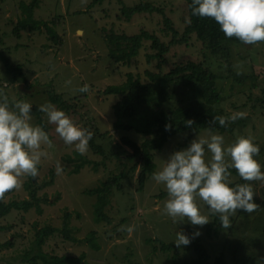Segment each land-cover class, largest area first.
Returning <instances> with one entry per match:
<instances>
[{"label":"rangeland","instance_id":"1","mask_svg":"<svg viewBox=\"0 0 264 264\" xmlns=\"http://www.w3.org/2000/svg\"><path fill=\"white\" fill-rule=\"evenodd\" d=\"M32 1L5 0L0 4V53L9 57L13 66H22L15 76L6 71L4 62L0 60V91L7 95L10 103L26 100L39 109L45 103L59 109L58 104L49 100L48 92L61 95V100L70 108L63 111L76 124L93 132L92 139L102 151L89 144L88 151L80 154L73 145L64 143L55 131V124L48 123L45 113H42L52 136V145H42L47 155L40 163L35 205L27 212L12 210L0 218V225L6 227L0 231V264H30V259L39 250L59 256L79 257L85 254V264H175L166 253L155 252L148 239L174 241L176 231L198 237L212 256L220 252L219 245L225 241L223 250L228 261L249 258L252 261L254 258L255 263L264 264V243H260L264 240L259 238L264 231V179L249 181L255 193L256 209L247 214L238 210L230 217L229 228L219 236L206 234L207 225L216 215L203 201L198 202L203 205L201 211L208 217V223L192 225L187 218L174 223L163 211L168 196L162 197L160 193L166 189L152 179L153 174L145 187L139 189L143 162L139 161L135 171L130 170L132 161L128 157L134 154V150L122 141V137L128 135L141 144L147 138H154L158 132L144 135L116 130L113 106L121 96L105 93L108 86L125 82L130 72L147 81L146 71L166 73L188 61L201 63L216 74L215 87L221 94L218 104L223 111L221 116L242 114L236 119L237 129L233 133L203 129L199 127L198 117H193L191 127L174 133L162 150L155 152V172L172 152L186 148L197 136L217 133L224 136L225 144L233 143L242 135L254 137L260 148L256 159L264 165V42L229 44L230 56L226 57L209 51L207 45L193 34L187 45L172 46L161 65L159 60L150 58L154 53L151 41H145L139 54L129 62H115L110 57L112 44L108 41L109 35L129 36L148 30L156 33L162 41L169 42L172 33L165 30L166 18L171 19L181 36L189 21L188 1L143 0L161 11L138 13L127 19L121 8L133 7L141 0H102L92 6L90 4L94 0H39L34 18L48 21L59 35L58 42L50 38L44 26L41 30H22L19 35L14 32L22 13L21 3ZM77 29H83V34H77ZM242 74L249 78L240 83L236 79ZM85 84L89 91L82 93L79 88ZM184 87L188 89L185 95L181 93ZM196 91L206 93L199 82L177 84L173 88V99L156 109L161 112L180 105L188 111L189 101L196 97ZM201 97L197 101H203ZM196 110L209 116L217 108L213 112ZM31 115L32 123L39 125L38 118L33 113ZM207 158H211L210 153ZM85 159L84 167L75 173L76 165ZM57 162L62 167L60 172L56 170ZM122 173H127V176L113 188L105 208L111 222H97L94 214L97 197L88 195L86 191ZM29 179V176H23L20 186L6 192L3 201L33 200L26 188ZM240 179L239 175L230 174L232 183ZM37 205H40L41 213ZM66 213L72 214L69 221L72 234L82 240L94 231L100 249H94L87 242L67 240L62 232L46 238L41 247L37 244L42 228L50 225L61 229L65 226ZM128 226H133V231L129 232ZM197 231L199 235H196ZM240 241L241 247L233 244ZM234 247L235 253L238 250L239 253L233 259L227 251ZM193 255V252L184 251L180 258L186 261Z\"/></svg>","mask_w":264,"mask_h":264},{"label":"trees","instance_id":"2","mask_svg":"<svg viewBox=\"0 0 264 264\" xmlns=\"http://www.w3.org/2000/svg\"><path fill=\"white\" fill-rule=\"evenodd\" d=\"M5 0H0V4ZM102 0H94L90 4L92 6L95 2H100ZM188 1L189 7V21L185 28L184 33L180 36L178 30L174 27L171 19L166 18V28L167 32L172 33V39L169 42L162 41L161 38L156 34L148 30H141L140 33L133 35H116L111 34L108 36V41L112 44L110 48V57L115 62H129L133 57L137 56L140 49L143 47L145 41H151L152 49L154 53L150 58L159 60V65L161 62H165L166 55L171 50L172 46L177 44H188L191 35L196 34L198 39L203 41L209 49L214 54H222L226 57L230 56V45L232 43L245 44L236 37H226L224 33L220 30L219 24L210 17H199L192 15V0ZM39 0H33L31 3H21V17L19 18L16 27H14V32L19 35L22 30H41L44 26L50 38L53 41L58 42L59 35L55 31L54 27L49 25L48 21L38 20L34 18V11L39 6ZM161 11L158 7L150 2L141 0L137 5L133 7L124 6L121 8L122 15L127 19H131L135 14L138 13H153L156 11ZM2 43V41H0ZM0 60L4 62L6 71L9 74L17 75L22 69V66H13L10 62L9 57L0 53ZM208 68V67H207ZM203 64L197 63L195 61H188L185 64H179L169 72L163 73L162 71H146L148 76L147 81L143 80L140 76H136L134 73H128V77L122 84L110 85L106 88V94L120 95L121 98L113 106L114 114L116 116V122L114 128L116 130H121L124 132L135 131L140 134L149 135L154 132L158 134L154 138H147L141 144L137 141L127 136L122 137L123 143L131 146L134 150V154L128 157L132 161L130 170L135 171L137 169L139 161L143 162V168L139 175L140 188L145 187L146 181L149 176H151L156 169V164L154 162L155 152L161 151L165 143L169 138L176 132L184 131L191 127L187 124V120H192L193 117H198L199 127L203 129H209L212 131H228L235 132L237 129V120L230 121L227 120L224 126H221L219 122H213L214 118H218L222 115L223 111L218 107L221 101V94L216 90L215 81L216 74H214L209 68L207 69ZM249 77L247 75H240L236 81L242 83ZM194 81L196 84L198 82L203 86L206 93H199L196 91L195 98L189 101L190 108L188 111L180 105L169 107L166 111L162 110L158 112L156 107H163L167 105L171 99H173V88L175 85L183 82ZM187 87L181 90V93L185 95L187 93ZM49 100L52 103L58 104L59 109L68 110L70 109L68 105L61 100V95L54 92H48ZM203 96V97H201ZM201 97L203 101H197V98ZM192 107V108H191ZM65 108V109H64ZM195 108V109H194ZM196 108L200 110H208L213 112L216 108L217 111L213 112L212 115H201L198 113ZM32 113L38 118V124L44 128L48 133L49 139L52 136L49 132V127L44 118L42 117V111L37 106L32 107ZM227 118V117H225ZM90 146L95 149L102 151V148L97 145L93 139L89 141ZM87 160L85 159L82 163L76 165L74 169L75 173H79L81 168L84 167ZM41 165H38V172ZM230 174L239 175L235 169H230ZM127 173H122L117 177L109 179L103 182L100 186L93 189H88L86 193L88 195L96 196L97 201L94 205L95 220L97 222L107 221L111 222V218L107 215L105 208L110 202V194L116 184L124 179ZM30 179L27 182L26 188L32 195L33 200H15L9 203L3 201L4 197L0 199V218L8 215L12 210H23L29 211L34 205L37 198L36 184L38 180V175L36 177L29 176ZM249 183L242 178L232 184H244ZM160 196H167V192L163 191ZM254 199V197H253ZM49 199H46V202ZM255 201V199H254ZM38 211L41 213L42 209L40 205H37ZM241 211V210H240ZM244 214L246 212L241 211ZM215 219L207 225L206 234L209 237L219 236L221 232L225 229L221 226L219 219V214L214 213ZM80 216V215H79ZM72 217L71 213H66L65 215V226L63 228H56L53 226H46L42 228L39 232V240L37 244L41 247L45 242V239L55 234L56 232H62L64 238L70 240L74 243L87 242L94 249H100V244L96 241V233L91 232L85 239H78L72 234L69 228V221ZM6 227L0 225V231L4 230ZM229 228V227H228ZM263 228V226H262ZM255 231V227L253 228ZM195 232V231H194ZM264 231L259 236L264 240ZM263 235V237H262ZM190 243L186 246L182 245L177 247L173 241L166 242L160 241L158 239H148V243L152 245L155 252L161 251L166 253L167 256L175 264H258L254 258L246 259L245 261L232 260L230 262L226 259V252L223 250L224 242L219 245L220 252L216 256H212L206 247V245L198 238L191 236ZM260 243H264L261 241ZM6 243V245H9ZM233 244L242 246L240 242H233ZM232 245V243H231ZM193 252V256L189 260L184 261L180 258L183 252ZM227 253H231L233 259L236 258L235 247L234 249H228ZM86 255L81 256H59L45 253L39 250L31 259L30 264H85Z\"/></svg>","mask_w":264,"mask_h":264},{"label":"clouds","instance_id":"3","mask_svg":"<svg viewBox=\"0 0 264 264\" xmlns=\"http://www.w3.org/2000/svg\"><path fill=\"white\" fill-rule=\"evenodd\" d=\"M192 15L210 17L220 26L226 37H236L245 44L264 42V0H192ZM83 34V29H77ZM79 91H89L87 84ZM32 104L26 100L10 103L0 91V199L6 192L17 188L23 176L36 177L38 165L47 153L42 145L51 147L48 133L32 123ZM47 122L55 124V131L65 144L73 145L80 154L89 149L93 132L76 124L63 110L45 103L40 105ZM242 114H232L218 119L224 126ZM192 120H187L192 125ZM259 145L251 135H242L231 144H225L221 134L197 136L183 149L172 152L152 179L162 184L168 198L163 211L174 223L187 218L192 225H204L208 217L201 211L203 201L212 213L219 214L221 226L228 228L230 217L241 210L253 212L254 191L250 183L235 184L230 181V169H235L245 181L264 179V165L256 157ZM211 158H207V154ZM57 172L62 170L57 162ZM129 232L133 226H128ZM199 235V231L196 232ZM183 231H176L173 243L180 247L190 243Z\"/></svg>","mask_w":264,"mask_h":264}]
</instances>
